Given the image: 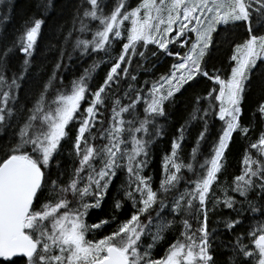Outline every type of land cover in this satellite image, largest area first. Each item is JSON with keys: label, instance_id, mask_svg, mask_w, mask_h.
<instances>
[{"label": "snow or ice", "instance_id": "6c2138e0", "mask_svg": "<svg viewBox=\"0 0 264 264\" xmlns=\"http://www.w3.org/2000/svg\"><path fill=\"white\" fill-rule=\"evenodd\" d=\"M52 6V0L42 5L45 12ZM45 23L43 15L29 18L10 44L0 35V264H17V258L21 264H264V129L253 140V125L244 123L253 77L264 81V0H138L135 6L131 0H80L51 75L37 92L29 69ZM240 28L243 36L233 38ZM70 42L81 59L99 58L66 83L60 73L73 60ZM225 43L234 64L222 78L206 70L205 58ZM17 52L24 57L21 71L9 78ZM160 54L177 58L171 72L138 86L136 68ZM102 64L110 67L94 88ZM198 77L214 86L194 96L190 118L177 129L154 188L145 170L152 146L164 136L160 121H167L168 106ZM256 113L264 123V101ZM217 121L211 152L199 163L201 145L210 141ZM193 122L202 130L191 162L184 163L180 152ZM234 134L247 141L243 167L230 186L221 185ZM65 155L73 161L70 168L62 163ZM121 171L126 181L113 215L89 224V212L101 207ZM128 202L130 215L120 220L116 213ZM225 208L236 214L222 221L227 232L244 225L246 212L255 223L222 245L231 255L220 260L213 246L217 230L209 223L210 215ZM190 218L199 225L195 231ZM178 222L183 239L154 258L153 249ZM110 224L116 225L110 234L87 238Z\"/></svg>", "mask_w": 264, "mask_h": 264}, {"label": "trees", "instance_id": "16d2710c", "mask_svg": "<svg viewBox=\"0 0 264 264\" xmlns=\"http://www.w3.org/2000/svg\"><path fill=\"white\" fill-rule=\"evenodd\" d=\"M80 0H52V7L44 11L42 5L48 3V0H4L3 4H0V35L5 37L4 43L10 44L22 33L23 25L26 20L31 17L40 18L41 15L46 19L45 25L42 27L41 35L37 41L36 52L33 57L32 67L29 69V76H35L33 80V86L36 91H39V87L45 82L51 75L52 69L58 59L59 49L63 43V36L67 35V32L72 27L73 16L76 12V6ZM138 0H131V4L135 6ZM39 6V7H38ZM111 7V5H110ZM62 26V31L58 32ZM244 29L240 28L237 30L236 36L233 38L242 37ZM89 39L91 36L89 35ZM75 36L73 37V41ZM55 47H52V46ZM150 48H155L154 45H150ZM170 49L173 51L181 50L178 45H170ZM187 48L183 49L186 51ZM67 52L72 54L73 60L67 71L62 70L61 75L64 76L65 82L72 80L73 78L79 77L83 74L84 69L89 68L96 56H86L80 58V51H73V42H70L67 46ZM232 55L231 45L225 43L217 48H214L211 52L210 57H206L207 65L206 70L210 74H216L219 72L224 78L225 75H230V64L234 62L230 61ZM24 57L22 54H17L11 59V71L7 73L11 78L12 72L19 73L21 71V65ZM139 58H134L133 67L135 68L136 61ZM177 61L175 56L169 57L164 54L158 55V57L150 58L148 63L144 64L143 68H136L138 75V86H142L144 81L151 83L154 80H158L161 76H166L171 72V65ZM65 64H68L67 56L64 60ZM153 65H155L153 67ZM110 65L102 64L94 74L93 87H97L103 82V79L109 70ZM147 69V70H145ZM199 83L194 82V87L186 86V91L183 94H177L175 102L168 106L169 117L167 121L161 120L160 123L164 125V136L158 139L152 146L151 157L149 164L145 170L146 175H150L153 178V187L159 188L160 180L163 175V157L171 150V142L174 137L178 135L177 129L190 118V114L193 108V99L195 95H206L208 91L214 86L213 83L207 78H197ZM25 87H28L26 84ZM218 87V86H217ZM21 101H24V93L21 92ZM264 101V81L261 80L259 74L253 77L252 83L249 86V90L246 96V103L244 105V123L251 122L253 125L252 138L255 140L259 132L264 129V123L261 122L259 113H256V109L260 102ZM28 107H31V101H27ZM83 107H87V103L83 104ZM253 113H256L253 116ZM220 127V122L217 121L215 128L212 132V137L208 143L201 145V155L198 156L199 163H203L205 156H208L211 152V139L216 136V131ZM202 130V126L199 123L193 122L189 132L186 133L185 140L182 145L180 152V158L184 163L191 162V151L196 144V139L199 132ZM75 134V127L73 126V136ZM66 148L71 149V143L65 145ZM247 147V141L242 140L237 134H234V141L230 144L228 151L226 152L225 170L219 176V183L221 185L230 186L234 177L241 174L242 170V159L244 156L245 148ZM62 163L66 168L73 166V161L67 155L62 158ZM198 167V164L196 165ZM184 174L189 178H194L192 173L187 172L186 169L182 170ZM126 181V173L121 171L117 178L113 181L109 193L105 200L102 202L99 209H92L88 216L87 222L89 224L97 223L102 219H110L113 215L114 200L117 197L118 190L122 183ZM219 195L220 192L217 191ZM122 195V192H121ZM241 199L240 197H236ZM131 203L125 204V207L120 210L116 215L119 216L120 220L125 219L130 215ZM235 213L229 209H221L214 215H210V229H216V234L213 237V246L216 248L217 258L225 260L231 255V252L225 251L222 245L229 244L234 241V235L243 233L249 230L250 225L254 224L255 221L250 220L252 216L251 212H246L244 219V225L238 227L234 233L227 232L224 228L223 220L227 217L235 218ZM171 217H169L170 219ZM220 221V223H218ZM189 223L192 225V230L195 231L199 227L195 219L190 218ZM116 225L110 224L105 225L102 229L95 232L89 233L87 238L98 240L103 238L105 235L110 234ZM183 226L179 222L165 234V239L160 242L153 249L154 258H162L169 245L175 242L176 239H183L181 232H183ZM150 242L146 241V243ZM247 242V241H245ZM17 264H21L19 258H17Z\"/></svg>", "mask_w": 264, "mask_h": 264}]
</instances>
